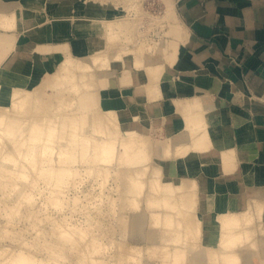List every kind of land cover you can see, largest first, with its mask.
<instances>
[{
  "label": "bare ground",
  "instance_id": "1",
  "mask_svg": "<svg viewBox=\"0 0 264 264\" xmlns=\"http://www.w3.org/2000/svg\"><path fill=\"white\" fill-rule=\"evenodd\" d=\"M139 1L79 0L73 6L47 8L43 0H0V33L24 25L38 29L45 40L39 46L44 53L35 47L18 56L17 44L5 45L0 39V219L4 220L0 240L12 232L8 225L20 219L22 199L41 198L31 218L55 223L75 240L76 247L87 239L86 230L71 223L67 214L62 220L51 216V210L62 213L69 202L72 211L84 206L90 216L97 212L102 219L113 216L115 229L119 223L122 235H115L109 245L95 238L93 250H82L77 264H150L147 258L157 260L155 264H171L173 248L182 250L185 264H264V238H258L255 227L257 219L264 221V170L247 164L248 175L259 184L252 201H247L239 154L229 147L231 140L222 129L226 118L217 112L213 98L207 94L179 102V108L184 107L181 115L175 114L171 102L156 104V118L165 123L159 133L168 134L157 139L145 110V103L159 95L190 93L194 78L207 90H218L220 83L210 75L188 76L194 72V62L179 60L177 44L167 46L163 39L152 51L144 41L121 50L109 46L133 41L138 22L132 19ZM173 8L167 0L166 16L171 20ZM131 10L133 14L128 13ZM78 19L82 33L92 35L91 40L80 39L82 57L62 43L58 46L62 48H53L52 41L69 37ZM178 32L182 37L187 34ZM164 58L179 70L176 80L166 74ZM119 64L124 66L125 86L104 88L115 75L108 68ZM96 88L110 99L97 104ZM238 122L243 124L246 147L260 159L253 123L244 116ZM161 162L169 163L171 175L179 171L186 175L178 181L165 178ZM115 173L123 177L120 191L110 183ZM199 174L210 178L209 191L214 195L205 209L213 214L207 242L204 216L198 210ZM86 181L89 184L84 186ZM88 186L92 196L85 194ZM69 191H75V196H69ZM85 201L93 203L92 210ZM144 207L153 211L148 213ZM126 212L132 216L126 217ZM139 235L144 243L136 244L131 237ZM23 237L18 241L21 245L47 253L53 261L45 263L25 249L3 244L0 264H66L55 254L59 247L55 243ZM93 254L100 259H93Z\"/></svg>",
  "mask_w": 264,
  "mask_h": 264
},
{
  "label": "crops",
  "instance_id": "2",
  "mask_svg": "<svg viewBox=\"0 0 264 264\" xmlns=\"http://www.w3.org/2000/svg\"><path fill=\"white\" fill-rule=\"evenodd\" d=\"M43 1H45V7L49 8L48 6L51 4L62 7L73 6L79 0ZM25 13L31 14L30 11H25ZM174 16L175 18L168 23L167 29L162 30L165 34L163 40L167 42V46L177 44L176 57L179 60L189 59L192 60V63L194 62V72L189 71L188 76L194 75V77L198 78L199 74V76L210 75L211 79L220 84L218 85V90H207L198 85L193 77V81H190L193 91L186 95L178 91L170 92L167 95H159L151 102L145 103V110L149 118L153 120L154 129L157 132V129L159 131L165 127V123L160 118H156V104L171 102L174 104L175 114L181 115L184 107L179 108V102L191 98L201 99L207 94L213 98L217 105V112L224 114L226 118L222 129L226 131L227 136L231 140L229 147L235 148L239 154L238 164L241 169L246 200L252 201L251 194L259 188V184L248 175L246 168H249L247 164H253L256 168L262 166L264 170V103L258 104L251 100L247 101L245 97L249 99L254 95L264 97V0H180L177 9L175 6ZM80 21L78 19L73 22L69 37L53 40V48H62L58 47L62 43L63 48L70 49L74 56L82 57L83 54L79 47L80 39L91 40L92 35L82 33L85 31L79 25ZM22 26L11 32L0 33V39L4 41L5 45L10 41L17 44L18 51L16 55L18 56L24 55V51H32L35 47L36 51L39 50L44 53L45 48L40 49L39 46H41L40 44L45 45V40L41 39L38 29ZM26 26L29 27V24L27 23ZM181 29L187 32L184 37L178 32ZM4 48L11 50L7 47ZM19 51L22 54H18ZM6 59L7 56L4 57L3 61ZM163 60L166 74L171 80H176L180 75L179 70L171 65L167 59L164 58ZM2 65L1 63L0 67ZM108 69L114 71L115 75L112 81H108L104 88L113 90L112 87L117 89L124 87L126 84L124 66L119 64ZM245 77H248V81L245 80ZM94 91L97 104H102L110 99L109 97H104L105 92L103 89L96 88ZM244 101L245 104H249L244 106ZM139 106L138 104L136 105V107ZM241 116L249 117L251 123H253V129L258 136V143L255 141L256 149L261 151L260 159L258 154L254 156L251 153V148H247V142L242 139L241 133L244 128L243 124L238 122ZM252 143L250 142L249 144ZM253 145L255 146V144ZM159 164L167 179L178 181L186 175L185 172L178 170L179 172L175 175L172 174V176L168 166L169 163L161 162ZM202 175L199 174L197 176L200 201L198 210L202 211L204 216L205 233H203V238L207 242L213 214L205 211V209L208 205V200H211L214 195L209 191L210 178H204ZM125 215L129 217L132 216V213L126 212ZM117 226L120 231L118 234L122 235L119 223ZM255 227L258 237L264 238V221L257 219ZM135 238L139 240V243L133 241L134 243H144L140 235ZM181 252V249L173 248L169 262L171 264H183L184 262L185 264V258L181 257Z\"/></svg>",
  "mask_w": 264,
  "mask_h": 264
},
{
  "label": "rangeland",
  "instance_id": "3",
  "mask_svg": "<svg viewBox=\"0 0 264 264\" xmlns=\"http://www.w3.org/2000/svg\"><path fill=\"white\" fill-rule=\"evenodd\" d=\"M169 1L172 4H174L173 9L175 11V6L177 9V6L180 0H169ZM139 2H140L138 3L139 13L137 11L136 13L137 16L135 17V19H132L133 17H130L132 21H136V23L138 22L133 33L131 34V36H134L133 41L131 43H126L124 41L123 42L118 41L116 43H113L112 45H109L110 47L116 48V50H121L125 46L135 47L138 44H140V42L144 41V42H147L149 51H152V46L156 42L165 38V34L162 30L167 29V25L171 20L168 15L166 16L167 0H140ZM130 12L131 14H133V10L129 11L128 13ZM128 15L129 14H127L126 17H128ZM18 54H22V52L19 51ZM245 80L248 81V77L247 78L245 77ZM263 96H264V93H263ZM263 98L264 97H262L261 95H258V97L254 95L250 99L248 97H245L247 101L251 100L258 104L264 103ZM243 103H244L243 104L244 106L249 104V103L245 104V101ZM157 132H154V139L160 138L161 136L168 135L167 133H165V131H162L161 132L162 134H160L158 130ZM117 175L118 174L116 173L114 174V177H113L114 180H112V182L110 183L112 185H116L118 187L117 189H119L120 191L123 187L122 185L124 184L123 180L121 179L123 177L121 174H119V176ZM40 182H42L41 186H44V179L40 180ZM86 182L87 183H85L84 186H87V184H89V181H86ZM26 190L29 191V187L26 186ZM90 190H91L90 186H88V189H86L85 191L86 193L85 192L84 193L89 196H92L93 191H90ZM74 192L75 191H69L68 195L75 196ZM81 196L83 198L85 197L83 193L81 194ZM86 201L85 203L87 204V207L89 208V206H91L93 203L89 204ZM39 203H42L41 198L37 199V202H34L32 200L22 199V211H21L20 219L16 217L13 220V222L8 225L9 228L11 229L10 231L12 232L9 233V236L6 235V237L0 240L1 241L0 245L4 244V245H9L10 247L15 248V249H25L29 253L32 254L34 259H37V258L44 259L45 263L52 262L53 259L50 258L47 253H43L39 250H36V248L31 247L29 245H25V244L21 245V243L18 242L19 239L24 238L23 237L24 235L32 241H33V238L40 237L43 240L51 241L55 243L57 246H59L58 249L54 250V252L59 257L64 258L66 260V264H77V262L82 259V256L80 254L82 250H86L88 252L90 250H93L91 246V242H94L97 239H99L100 241H104L109 245L113 243V241H110V240H114L115 235H117L118 232H120L119 228L115 229L116 225L114 226L113 224L114 222L113 221L114 219L112 218L113 216L102 219L100 216L97 215L98 212L97 214L93 213L90 216V214L87 213V209H85L84 206H79L80 208L78 207L79 209L77 211L75 210L72 211L70 203L68 202L65 211H63L62 213H58L55 210L54 211L51 210L50 215L54 217H58L62 220V218L65 217V214H67L68 220H70L71 223L77 224L86 230L87 239L85 241L78 242L77 247H76V245L74 244L75 240L71 238L69 235H67L66 232H63L62 230H60L59 226L56 225L55 223L52 224V222H46L45 219L43 222H37L36 220H33L31 218L32 211L38 208ZM144 208L146 209L148 213H151L153 211V209H150L149 207L148 208L144 207ZM89 210H92V209L89 208ZM3 221H4L3 219H0V223L2 222L0 226H2ZM16 228H23L24 230L19 231ZM12 237H14V239ZM131 240L136 243H139V240L137 238L134 239L133 237H131ZM72 247H74V249H72L71 251L70 248ZM109 250H110V253L113 252L111 247H109ZM92 258L100 259V257H95V255L92 256ZM111 260L112 259L110 258V261ZM261 260L264 261V255H261ZM147 261H149L150 264H155L158 262L157 260H153V258H150V259L147 258Z\"/></svg>",
  "mask_w": 264,
  "mask_h": 264
}]
</instances>
